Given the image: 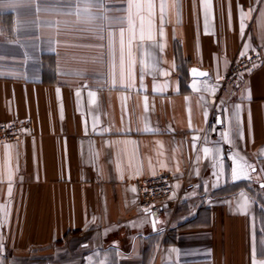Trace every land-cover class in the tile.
Instances as JSON below:
<instances>
[{"label":"crops","instance_id":"crops-1","mask_svg":"<svg viewBox=\"0 0 264 264\" xmlns=\"http://www.w3.org/2000/svg\"><path fill=\"white\" fill-rule=\"evenodd\" d=\"M148 3L0 0V123L32 126L0 142V264H264V61L203 90L242 50L264 55V3L211 0L207 21L201 0ZM237 154L255 171L233 182ZM161 173L172 195L151 220L139 183Z\"/></svg>","mask_w":264,"mask_h":264},{"label":"built area","instance_id":"built-area-1","mask_svg":"<svg viewBox=\"0 0 264 264\" xmlns=\"http://www.w3.org/2000/svg\"><path fill=\"white\" fill-rule=\"evenodd\" d=\"M264 61L260 52L234 60L217 80L215 96L221 98L240 78L257 68ZM30 118L15 119L0 123V142L13 141L23 138L31 132ZM23 130V131H22ZM173 177L169 173L143 178L139 183L138 203L142 210L155 213L166 203L172 195Z\"/></svg>","mask_w":264,"mask_h":264},{"label":"snow or ice","instance_id":"snow-or-ice-1","mask_svg":"<svg viewBox=\"0 0 264 264\" xmlns=\"http://www.w3.org/2000/svg\"><path fill=\"white\" fill-rule=\"evenodd\" d=\"M202 3V8L204 11V15H205V21H207V15L209 10L211 9L212 5H211V0H201ZM261 3H264V0H261ZM133 5L132 3H129L128 7L131 8ZM137 8H140L141 5L137 4L136 5ZM148 8L149 10H151L152 8V3L151 0H149L148 3ZM161 8L163 9V4H161ZM141 27H143V22L141 23ZM205 27L207 28V24H205ZM244 29H245V15H244V10H243V6H240V30L241 33L243 35L244 33ZM161 35H163V32L161 31ZM244 48H248V45L245 44ZM247 55L246 51H241L240 53V57L243 58ZM207 74L204 72H197V70L193 69L192 70V76H193V83L190 85L191 88H193V90L196 91H200L201 89L197 87V77H205ZM206 91H209L211 94H215V92L217 91V89L215 87H209L207 84L205 85L204 89ZM93 93L89 92V96H92ZM238 108V106H237ZM222 121H218V123H221ZM237 134L239 135L238 132V124H239V120H238V112H237ZM23 131V130H22ZM145 131H150V129L146 128ZM222 138L224 140L225 143L231 144L232 140L230 138V135L228 132H224L222 133ZM199 137H194L193 138V148L195 149L196 147V143L195 141L198 140ZM203 153L205 154V157H207L210 153H212L214 150L210 149L209 147H204L202 149ZM235 159H239L240 160V165L239 168L234 167L232 169V173H231V178L233 182L239 181V180H248L250 179V175H249V171H255V168L253 165L249 164L247 162L246 159H244L243 157H240L238 154L233 157ZM262 171H264V169H262ZM197 175H199L198 171L196 173ZM219 175H221V173H213V176H216L217 178L219 177ZM262 188H264V184L261 185ZM12 191H13V187H12V177H11V173H9L8 176V189H7V195L9 198H11L12 195ZM132 191H135V189H132ZM250 205V198L248 197V195L245 192H241L240 196H239V200L237 201V206L238 208L244 213V214H248V208ZM7 205L4 206H0V211H4L6 210ZM155 227V225H154ZM3 231V224L0 223V233H2ZM0 250H2V241H0ZM88 264H92V258L88 257Z\"/></svg>","mask_w":264,"mask_h":264},{"label":"water","instance_id":"water-1","mask_svg":"<svg viewBox=\"0 0 264 264\" xmlns=\"http://www.w3.org/2000/svg\"><path fill=\"white\" fill-rule=\"evenodd\" d=\"M193 69L197 70V72H204V73L207 74V72L204 71V70H199V69H197V68H192V69H191V72H190L191 75H192V70H193ZM147 212H149V211H147ZM149 214H150V218H151V220H153V214L150 213V212H149Z\"/></svg>","mask_w":264,"mask_h":264}]
</instances>
